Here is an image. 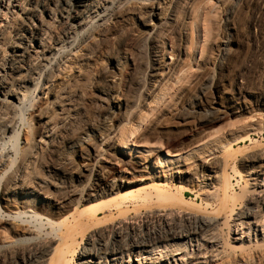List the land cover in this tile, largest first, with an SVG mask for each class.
<instances>
[{"label": "bare ground", "instance_id": "obj_1", "mask_svg": "<svg viewBox=\"0 0 264 264\" xmlns=\"http://www.w3.org/2000/svg\"><path fill=\"white\" fill-rule=\"evenodd\" d=\"M187 1L0 0V264H264L257 133L160 153L142 129L189 78L182 55L197 62L213 40L208 14ZM219 40L211 51L222 59L231 37ZM200 77L204 96L217 80ZM194 100L176 114L183 125L249 109ZM246 141L254 148L244 146L240 166L251 183L240 196L242 172L233 166L234 182L223 152ZM200 177L210 188L203 197ZM224 226L233 242L218 234Z\"/></svg>", "mask_w": 264, "mask_h": 264}, {"label": "rangeland", "instance_id": "obj_2", "mask_svg": "<svg viewBox=\"0 0 264 264\" xmlns=\"http://www.w3.org/2000/svg\"><path fill=\"white\" fill-rule=\"evenodd\" d=\"M187 2L185 6H191L194 12L196 9H200L199 14L202 16L208 14L209 19L215 26L213 40L217 38L216 40L220 41L219 39L224 35H230L229 52L225 58H214L216 51L214 49L211 51V47L215 48L216 43L213 42L217 41L211 39L205 42L204 54L201 55L199 52L195 54L197 62L192 61L190 54L187 56L182 55L186 60V65L193 66L190 69L189 78L186 79V83L183 82V86H173L176 92H172L171 89L172 99H167L160 106V109L154 110L149 115L148 121L142 125V129L146 128L144 133L146 138L151 143H161L158 149L160 153H164L167 149L173 151L179 147H183L184 151V148L187 150V148L196 147L205 139L211 140L223 136L230 139L233 135L238 136V134L247 132H256V135L252 134L251 136L259 141L258 146H264V0H238V2L234 0H188ZM229 8H232V12L229 16H226ZM135 21L134 16L130 17L128 24L124 27L125 36L129 37L128 34L132 26L135 25ZM188 37L190 41L189 34ZM135 53H137V56L139 55L138 61L141 69L147 60L145 50L142 48L139 51L135 49ZM142 71L143 69L139 72V76L144 74ZM203 72L213 73L217 80V86L210 87L205 95L201 96L200 88L206 83L200 77ZM179 92L182 99L177 98ZM194 95L200 96L203 105L217 108L220 111L239 109V106L242 105L249 107V109L242 112L241 115H227L218 122L207 126H196L197 124L194 122L183 125L176 114L183 108L188 107L191 109L189 106L195 101ZM194 109L198 108L195 106ZM24 112L25 118H29V111ZM24 136L25 134L22 131L20 134L21 141L24 140ZM142 142L143 140L139 143L142 144ZM244 146H247L248 149L254 148L250 141H246L245 144L235 145V149L226 148L223 152L226 158V170L231 178H234V182L239 177L234 173L233 166H236L242 172L243 181H240V185L236 186L240 196L249 189L251 183L248 176L244 174V169H241L240 166V159L244 155ZM186 150L184 152H187ZM103 158L108 161L109 154L105 153ZM196 158L198 157H195L196 162H199ZM48 168L52 169V167ZM134 174L137 179L141 175H148L144 172ZM132 176L127 173L125 178H132ZM201 181L203 182L201 183ZM206 183H208V180H204L202 177L199 178V181H196L195 189L200 188L198 192L202 193V197L210 189L205 185ZM49 189H52L50 185ZM81 200L78 203L79 210L87 205ZM211 210L212 208L207 209V211ZM224 227L226 228L220 227L218 229V234L222 235L225 241L231 242V237L234 234L232 230L228 232L227 226ZM231 227L233 228V224ZM240 254L241 251L234 252V257L238 258ZM233 261L232 259L231 262Z\"/></svg>", "mask_w": 264, "mask_h": 264}]
</instances>
